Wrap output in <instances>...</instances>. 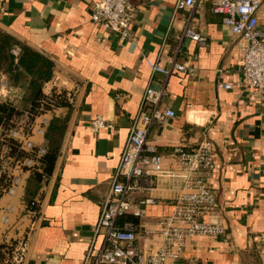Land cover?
<instances>
[{
  "label": "crops",
  "instance_id": "0c3cea01",
  "mask_svg": "<svg viewBox=\"0 0 264 264\" xmlns=\"http://www.w3.org/2000/svg\"><path fill=\"white\" fill-rule=\"evenodd\" d=\"M129 1L135 15L129 36L121 38L91 21L93 0H0V31L52 60L65 89L76 87L54 172L35 189L36 214L26 205L29 172L21 175L14 194L0 195V243L20 237L36 215L24 264H81L89 247L99 246L101 235L92 227L143 91L151 84L165 86L159 107L175 115L152 123L146 139L166 169L177 167L174 145L191 149L211 142L214 166L206 180L216 206L198 220L223 228L187 239L179 257L167 264H264V99L241 83L236 36L211 11L212 0L178 10L177 0ZM258 19L264 24V0ZM187 25L205 37L204 44L182 35ZM146 59L164 66L185 62L195 74H151ZM0 78V97L6 98L8 78L2 72ZM221 82L231 87H220ZM97 116L109 126L94 129L91 121ZM29 139L45 144L36 133ZM153 179L152 188L131 195L154 203L141 205L140 216L122 218L134 225L135 245L145 255L158 248L160 221L172 214L182 190L180 179Z\"/></svg>",
  "mask_w": 264,
  "mask_h": 264
},
{
  "label": "built area",
  "instance_id": "2783aa9c",
  "mask_svg": "<svg viewBox=\"0 0 264 264\" xmlns=\"http://www.w3.org/2000/svg\"><path fill=\"white\" fill-rule=\"evenodd\" d=\"M197 0H177L175 9H193ZM262 0H212L211 11L222 16L223 23L236 36V45L241 52L239 61L241 83L256 90L264 99V24L259 25L258 13ZM135 15V8L129 0H93L90 19L105 30L117 33L121 38L129 36L130 24ZM183 36L205 43V37L187 25ZM17 55L18 47H13ZM151 74L161 73L169 76L180 72L193 76L195 69L185 62L171 61L167 66L160 61L146 59ZM0 84L4 82L0 78ZM220 87L229 89L230 83L221 82ZM52 87L65 89L58 75L45 84V91ZM69 102H73L76 92L65 89ZM166 93L165 86L155 89L146 85L140 107L132 119L129 133L120 154L117 167L111 176L110 186L101 207V211L92 227L95 235H101L97 248L92 245L86 251L81 264H167L169 258L177 259L182 252L187 239L198 235H216L222 231L219 223H208L198 220V216L212 210L216 199L207 184L214 166V150L210 141H202L197 147L187 149L183 145H174L171 156L175 168H164L162 156L155 145L146 137L152 123L162 122L165 117H173L172 109H160L161 97ZM49 122L48 113H42L32 121L30 133H24L19 126L10 131V135L18 140L22 149L30 151L35 146L37 153L45 151L44 145H35L30 135L44 132ZM94 129L108 127L100 116L91 121ZM6 147L0 149L1 168L9 177L8 185L0 188V195H12L19 186L21 175L29 172L34 159L25 157L13 160L6 156ZM165 176L180 179L181 193L176 197L175 209L172 214L160 221V243L155 252L145 255L140 253L135 245V227L132 223L119 219L125 215L140 216L141 205L152 204L154 199L142 197L135 200L132 193L153 187L154 177ZM12 208L9 207L8 211ZM34 215V213H33ZM31 216L30 223L24 233L12 243L8 254L0 264H24L29 249V238L35 229L39 217ZM1 220L8 223V216L3 214Z\"/></svg>",
  "mask_w": 264,
  "mask_h": 264
},
{
  "label": "trees",
  "instance_id": "16d2710c",
  "mask_svg": "<svg viewBox=\"0 0 264 264\" xmlns=\"http://www.w3.org/2000/svg\"><path fill=\"white\" fill-rule=\"evenodd\" d=\"M14 45L19 47L17 55L12 52ZM0 72L7 76L11 93L9 97H0V149L6 147V156L13 160H22L25 157L34 159L33 165L29 167L26 205L36 214L39 201L34 198L35 189L54 172L71 103L63 88L52 87L50 91H45V84L55 75L52 60L29 46L16 42L9 34L1 31ZM20 99L23 102L22 107L16 104ZM57 108H65L67 112L56 114ZM25 113L28 122H32L39 114H50L44 136L45 151L42 154L37 153L36 146L30 151L22 149L18 140L10 135V131L17 128ZM1 166L0 163V188L9 183L8 174ZM123 217L119 219L121 225L124 222ZM10 247V242L0 243V262L8 254Z\"/></svg>",
  "mask_w": 264,
  "mask_h": 264
},
{
  "label": "rangeland",
  "instance_id": "374dc122",
  "mask_svg": "<svg viewBox=\"0 0 264 264\" xmlns=\"http://www.w3.org/2000/svg\"><path fill=\"white\" fill-rule=\"evenodd\" d=\"M6 96H8V97L11 96V93L8 92ZM16 104L18 106L22 107V104H23L22 99L16 101ZM26 115H27V113H25L24 116H22V119H21L20 124L18 126L24 133L28 134V133H30V129L32 127L31 126L32 122H30V121L28 122ZM44 136H45V132H44Z\"/></svg>",
  "mask_w": 264,
  "mask_h": 264
}]
</instances>
